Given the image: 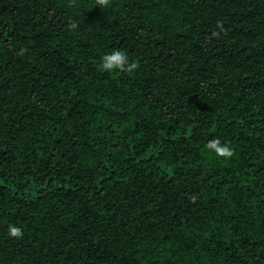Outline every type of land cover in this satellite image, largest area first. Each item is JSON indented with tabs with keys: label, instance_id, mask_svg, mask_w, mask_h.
I'll return each mask as SVG.
<instances>
[{
	"label": "trees",
	"instance_id": "16d2710c",
	"mask_svg": "<svg viewBox=\"0 0 264 264\" xmlns=\"http://www.w3.org/2000/svg\"><path fill=\"white\" fill-rule=\"evenodd\" d=\"M0 264H264V0H0Z\"/></svg>",
	"mask_w": 264,
	"mask_h": 264
},
{
	"label": "clouds",
	"instance_id": "9594fccd",
	"mask_svg": "<svg viewBox=\"0 0 264 264\" xmlns=\"http://www.w3.org/2000/svg\"><path fill=\"white\" fill-rule=\"evenodd\" d=\"M96 5L103 9L109 6L110 0H95ZM75 27V25H73ZM139 67V62L129 57L128 53L120 48L112 49L100 57L99 68L101 71L109 73H133ZM206 150L214 153L220 158H230L233 155V148L222 142L218 137L209 139L206 143ZM8 235L12 238H22L24 230L21 225L9 223L7 226Z\"/></svg>",
	"mask_w": 264,
	"mask_h": 264
}]
</instances>
